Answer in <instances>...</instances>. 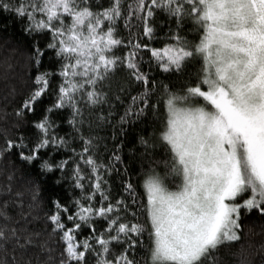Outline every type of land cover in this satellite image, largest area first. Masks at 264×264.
Returning a JSON list of instances; mask_svg holds the SVG:
<instances>
[{
    "label": "trees",
    "instance_id": "1",
    "mask_svg": "<svg viewBox=\"0 0 264 264\" xmlns=\"http://www.w3.org/2000/svg\"><path fill=\"white\" fill-rule=\"evenodd\" d=\"M215 1L0 0V264H152L145 180L179 188L170 105L214 112ZM233 235L193 264H264V206Z\"/></svg>",
    "mask_w": 264,
    "mask_h": 264
},
{
    "label": "rangeland",
    "instance_id": "2",
    "mask_svg": "<svg viewBox=\"0 0 264 264\" xmlns=\"http://www.w3.org/2000/svg\"><path fill=\"white\" fill-rule=\"evenodd\" d=\"M220 1L212 18L223 9L217 27L231 29L209 33L215 78L206 92L198 91L214 112L170 105L166 140L179 188L157 175L145 180L152 264L199 261L233 238L240 210L264 206V26L244 3L233 8L246 24L228 26Z\"/></svg>",
    "mask_w": 264,
    "mask_h": 264
},
{
    "label": "flooded vegetation",
    "instance_id": "3",
    "mask_svg": "<svg viewBox=\"0 0 264 264\" xmlns=\"http://www.w3.org/2000/svg\"><path fill=\"white\" fill-rule=\"evenodd\" d=\"M248 1L249 3H251V6L253 8L252 10L260 16L259 20L262 23V26H264V0H248ZM253 20H257V17L255 18L253 17L252 21Z\"/></svg>",
    "mask_w": 264,
    "mask_h": 264
}]
</instances>
